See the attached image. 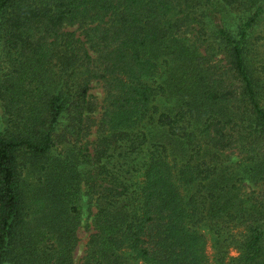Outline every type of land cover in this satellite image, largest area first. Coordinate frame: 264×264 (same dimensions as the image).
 I'll return each instance as SVG.
<instances>
[{"label": "trees", "instance_id": "16d2710c", "mask_svg": "<svg viewBox=\"0 0 264 264\" xmlns=\"http://www.w3.org/2000/svg\"><path fill=\"white\" fill-rule=\"evenodd\" d=\"M263 17L264 0H0V264H72L83 212L79 264H208L203 232L213 264H264L244 183L264 181Z\"/></svg>", "mask_w": 264, "mask_h": 264}, {"label": "rangeland", "instance_id": "374dc122", "mask_svg": "<svg viewBox=\"0 0 264 264\" xmlns=\"http://www.w3.org/2000/svg\"><path fill=\"white\" fill-rule=\"evenodd\" d=\"M74 28V26H70V27H66V29L72 30ZM254 32L257 33V35H262L264 32V17L262 18V20L259 22L258 25H256ZM251 44V43H250ZM202 48L200 47V50ZM219 54L216 53V57L221 58L222 57V51L219 50ZM255 51H253L252 53L248 54L249 57H251L254 61H255V67L256 70L253 67V72L260 78V80H262V83L264 82V61H262V55H261V49L258 48L257 54ZM88 93L91 97V101L94 103L93 105H95V110H93V112L91 113V117L96 120L100 113H101V106L103 103V97H104V91L102 89L101 83L97 80H92L89 83V90ZM264 93V92H263ZM263 99H264V94H263ZM94 127H91V131H90V135L87 136L88 141L93 140L94 138ZM89 147V146H88ZM221 156L224 158V160H226L227 162H231L234 163L236 161L240 162V156L237 155V150L236 149H231V150H225L223 151V153L221 154ZM245 185L247 186L245 189H254V190H259L260 194H264V181H259V182H255V181H244ZM91 211H93V207L90 209ZM85 212L82 213V220L80 225L78 226V228L76 229V237H77V242L76 245L74 247L73 253H72V264H79L82 255L84 254V249H85V242L87 240V235L88 232L86 229H84L83 225L85 224V222H87L88 220L85 218ZM204 234V254L207 258V262L208 264H213L211 261V257H212V247L210 244V238H209V234L206 232H203ZM235 252L234 250H229V255H234ZM127 258V257H126ZM130 260V258H129ZM136 264H143L140 260L136 261Z\"/></svg>", "mask_w": 264, "mask_h": 264}]
</instances>
